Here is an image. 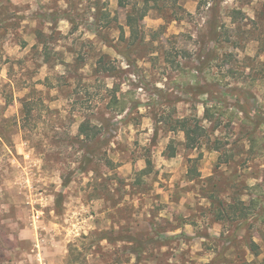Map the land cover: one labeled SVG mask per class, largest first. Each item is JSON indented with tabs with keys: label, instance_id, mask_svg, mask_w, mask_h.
<instances>
[{
	"label": "rangeland",
	"instance_id": "1",
	"mask_svg": "<svg viewBox=\"0 0 264 264\" xmlns=\"http://www.w3.org/2000/svg\"><path fill=\"white\" fill-rule=\"evenodd\" d=\"M136 6L0 0V264H264V0Z\"/></svg>",
	"mask_w": 264,
	"mask_h": 264
},
{
	"label": "trees",
	"instance_id": "2",
	"mask_svg": "<svg viewBox=\"0 0 264 264\" xmlns=\"http://www.w3.org/2000/svg\"><path fill=\"white\" fill-rule=\"evenodd\" d=\"M224 1V0H221ZM149 4H150V0H142V6L141 8H137V6L135 7L134 10H137L138 12V16L137 17H133L130 16L128 18V22H127V26L130 28L131 32L133 33V36L135 35V33H138L139 29V23L142 22L146 16H148V14L150 13V8H149ZM217 7H214L213 10H216ZM238 14V13H237ZM213 24H211V29H210V36L212 37L211 39L213 40H218L219 38V34H218V22L213 20L211 21ZM210 60H214L212 54L208 53L207 54V58L205 59V62L203 63V68L202 70L207 69V64L205 63H210ZM202 94L204 92H201ZM221 107H219L220 109ZM216 110H218V108H216ZM215 109L213 108H206L205 109V116H204V120L208 121V122H212L214 123L215 120L220 121V117L224 116L225 112H220V116L219 119H215V112H217ZM244 121L245 123L247 122L248 124H250L254 131L256 128H260V127H264V113L260 114L262 117H257V116H252L253 113L250 109H246L244 111ZM234 121V118L231 119V123ZM244 123V122H243ZM213 129L212 132H214L216 130V128L218 127L216 124H213ZM220 126V125H219ZM173 132H182L185 134L186 137V148L189 150H195L197 149L198 146L202 145V142L205 139L206 134L208 133L206 128H204L203 126H201L199 121H196V123L194 125H192L190 123V120L188 119H184V120H179L176 122L175 126L172 129ZM79 137L83 138L84 140L82 142H80L83 145V148L86 150V145L85 144H93V143H100V132L98 131L97 127H91L88 124H82L80 126L79 129ZM253 132L252 135H250L249 137V141H251L252 143V147L254 148L256 145V141L253 140ZM104 143V142H103ZM101 143V145L103 144ZM88 147V146H87ZM172 148V147H171ZM213 151L215 152H220V148H215ZM90 152H93V150H91ZM176 156V152L173 150L171 152V154H169L168 158H174ZM106 167L109 169L113 168V163L110 161L106 162ZM196 168L194 167L192 170H189V174L192 175V180H194V175L196 176ZM251 250L253 251L254 256H257V246L254 242H252L251 244Z\"/></svg>",
	"mask_w": 264,
	"mask_h": 264
},
{
	"label": "crops",
	"instance_id": "3",
	"mask_svg": "<svg viewBox=\"0 0 264 264\" xmlns=\"http://www.w3.org/2000/svg\"><path fill=\"white\" fill-rule=\"evenodd\" d=\"M255 243V242H254ZM256 244V243H255ZM256 246H257V249H259V245L258 244H256Z\"/></svg>",
	"mask_w": 264,
	"mask_h": 264
}]
</instances>
